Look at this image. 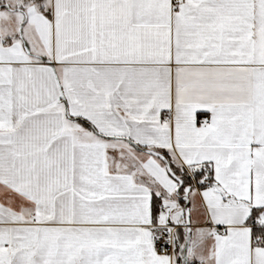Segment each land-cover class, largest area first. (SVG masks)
<instances>
[{
  "label": "snow or ice",
  "instance_id": "obj_1",
  "mask_svg": "<svg viewBox=\"0 0 264 264\" xmlns=\"http://www.w3.org/2000/svg\"><path fill=\"white\" fill-rule=\"evenodd\" d=\"M0 264H264V0H0Z\"/></svg>",
  "mask_w": 264,
  "mask_h": 264
}]
</instances>
